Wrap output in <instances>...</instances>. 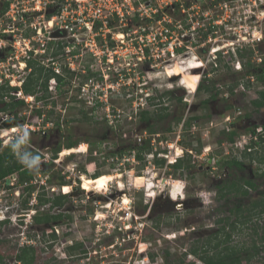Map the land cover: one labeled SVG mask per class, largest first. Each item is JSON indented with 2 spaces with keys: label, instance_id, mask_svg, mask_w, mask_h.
I'll return each instance as SVG.
<instances>
[{
  "label": "rangeland",
  "instance_id": "374dc122",
  "mask_svg": "<svg viewBox=\"0 0 264 264\" xmlns=\"http://www.w3.org/2000/svg\"><path fill=\"white\" fill-rule=\"evenodd\" d=\"M225 3L230 5L228 12ZM195 10L200 15L193 16L191 24L188 15L168 10L174 22L181 20L183 26L196 27L186 36L185 43L178 45L175 55L167 49L164 53L160 42L143 46L146 50L142 55L140 33H128H132L130 28L138 27V14L128 16V25L114 18L111 32L84 34L70 44L71 56L66 49L55 56L65 74L66 68L73 72L66 77V84L61 88L53 85V93L43 99L23 94L25 104L15 109L16 114L0 111V137L4 144L26 130L27 150L36 149L44 155L35 171L36 191L29 199V209L25 207L29 197L21 194L24 186L17 183L15 175L0 181V252L4 254L1 264H21L15 256L24 244L36 247L34 264H205L191 249L206 244L222 226L220 217L230 215L229 221L235 219L230 208L239 200L234 195L230 200H220L217 184L225 178L252 177L259 185L252 190V198H259L258 192L264 190L263 179L255 174L262 167L260 164L244 159L248 166L245 170L227 171L220 161L243 158L246 143L253 135L250 125L264 124V107L258 108L253 102L264 84L252 76L247 87L249 77L244 76L248 69L244 62L257 64L264 56V0H198ZM215 20L219 22L214 23ZM53 33L52 30L48 35ZM123 33L125 38L120 35ZM240 35H247V40L237 42ZM54 38L48 55H38L47 66H53L51 42L69 46L68 38ZM92 38L97 45L86 46ZM219 58L232 69L222 66ZM237 80L239 84L231 93L228 84ZM201 82L216 84L219 89L213 90L217 91L215 100L209 92L197 90ZM42 94L44 90L39 87L38 96ZM151 95L157 96L158 105L148 104ZM180 96L183 101H179ZM155 108H161L160 113L165 116L155 121L156 133H151L140 112ZM38 110L43 114L39 116ZM248 113L250 117H246ZM194 115L198 118L192 119ZM58 118L61 131L53 130ZM169 125L171 130L167 129ZM233 128L239 131L236 141L221 142L225 138L222 130ZM140 135L155 139L156 151L158 148L168 153V158L157 156L165 159L163 164H156L147 151L144 161L133 160L135 148L121 152L125 144L140 145ZM68 136L83 141L71 149L63 147L53 159L54 145ZM190 153V169L177 170L169 163L181 156L187 158ZM90 158L95 161L90 162ZM96 171L101 175L95 177ZM61 176L65 177V185L60 183ZM39 192H45L47 198L69 194L64 206L54 209L55 213L71 216L55 223L57 238L49 234L44 238L43 230L51 227L33 222ZM249 200L250 197L245 198V202ZM171 201L179 202L180 209H175ZM187 201H192L191 206H183ZM48 207L49 204L42 205L41 209ZM255 222L260 226L259 235L254 234ZM263 225L264 213L241 232L236 230L232 244L251 245L253 239L261 244ZM76 244L80 246L69 249ZM243 264H264V249Z\"/></svg>",
  "mask_w": 264,
  "mask_h": 264
},
{
  "label": "trees",
  "instance_id": "16d2710c",
  "mask_svg": "<svg viewBox=\"0 0 264 264\" xmlns=\"http://www.w3.org/2000/svg\"><path fill=\"white\" fill-rule=\"evenodd\" d=\"M160 14L157 15L159 17ZM138 23H141V20L138 19ZM208 33L205 34V37ZM52 44L57 45L56 51L53 54L54 56H59L62 53V49L64 48V45L61 44V42H51ZM238 51H241L240 48H238ZM237 51V52H238ZM253 50H250L252 52ZM220 54V53H219ZM243 55V54H241ZM220 64L224 66L226 69H232L229 65L226 63L223 65L222 62L224 61L222 58H219ZM218 64V62H217ZM219 65V64H218ZM244 66L248 69L245 71L244 76L249 77L247 80V87H250L251 85V77L255 76L258 80L262 81L264 84V56L262 57V61L257 63L256 62H244ZM28 67L32 70L29 72L27 77L24 80L23 86H12L7 82L6 84L0 85V111H11V113H18L14 112L15 110L21 105L25 104V98L21 97L18 98L17 94H14V90L22 89L25 95L29 96H35L38 99L47 98L50 96V93L52 92V86L54 84L57 85V87H60L63 84L67 83L66 77H68L69 74H73L69 68H66L67 74H57L54 72L52 68H46L45 65L41 62L39 59L32 58L28 60ZM218 68V67H217ZM51 83H53L51 85ZM239 84L238 80L232 84H228V90L231 93H234V90L236 86ZM39 87H42L44 90V94L41 96H38ZM203 89L204 91H207L210 93L211 99L215 100L217 98V91L213 93V90L219 89L216 88L215 83H211L209 85H204L202 82L198 85V89ZM172 91H166L165 93H171ZM53 93V92H52ZM259 98L255 99L253 102L256 103L258 108L264 107V88L262 90L258 91ZM10 96V100H7V98ZM148 104L150 105H158L157 96L151 95L148 98ZM179 101H183L182 96H180ZM161 109V108H160ZM159 108H155L154 110L150 111L149 109H144L140 112L141 120H143L146 123L147 129H150L151 133H156L155 129V121H160L164 119V114L160 113ZM166 110H168V106H165ZM38 115H42V111L38 110ZM53 113V112H52ZM160 113V114H159ZM251 114L248 113L246 117H250ZM86 117L90 118L88 113L86 112ZM198 118L197 115L192 116V119ZM56 127L53 128L61 131V122L60 118L56 120L55 122ZM188 124V123H187ZM189 125V124H188ZM259 128H262L261 131H258ZM168 130H171V125L167 127ZM166 129V130H167ZM249 129L253 133L252 138L250 140V143L247 144L245 149L243 150V158L238 157H232L229 159H223L220 161V165H223L226 170H230L232 168H237L239 170H245L248 166L246 164V161L244 159H249V161L254 162L256 161L258 164H260L262 167L257 169V172L255 173L257 177H260L263 179L264 182V124L262 126L253 124L250 125ZM46 133V132H45ZM239 131L236 128L230 129V130H222V134L225 136L221 138V142L225 140H228L230 142H235L236 137L238 135ZM64 136V135H63ZM65 137V136H64ZM82 139H74L72 136H68L67 139H65L62 142H58L57 145H54L53 147V159L57 158L58 153L62 151L63 147L66 148H74L76 147ZM85 141V140H84ZM88 143L93 145L92 141L86 140ZM9 143L4 144L3 139L0 137V181L8 180L12 175L17 174V183L24 186L22 195H28L29 198L26 199L25 207L27 209L30 208L29 206V199L33 196V193L36 191V186L33 183V179L35 177V171H30L25 166H23L17 159L16 155L11 151V149L8 146ZM154 144L152 143L151 138H147L144 140L142 144H132L129 145H123V148L121 149V152L130 150H134V148L137 150L136 152V158L138 161H144L146 157V151L150 153L154 149ZM191 145L188 144V146ZM133 147V148H132ZM91 150H93V147H91ZM199 149L198 151H200ZM37 157H40V161L44 158V155L39 152L38 150L30 149L28 150ZM154 162L156 164H163L165 162V159H161L157 157V152L155 153ZM189 157L185 158V156L180 157L177 159V161L172 164L177 170H186L190 169L192 164V154H187ZM186 155V156H187ZM90 162L95 161V159L90 158ZM93 159V160H92ZM39 165H34L35 167H40ZM92 165V163L90 164ZM250 166V165H249ZM48 169H45L47 171ZM101 172L96 171L94 173L95 177L100 176ZM143 178L140 176V179ZM85 179L91 180L89 177H86ZM49 181H51L49 179ZM223 182H219L217 184V193L218 198L222 200L223 198L226 200H230L231 198L239 197L235 200V206L233 208H230V211L235 214V219L233 221H229L231 216H225L220 217L218 219V222H223L222 226L218 228V230L213 233V235L207 240L206 244L202 245L201 247H193L191 249V253L196 254L201 260L205 262V264H243L245 262H248L253 259L255 255H258L262 249H264V225L262 226L263 232L260 234V243L259 244L255 239L252 240L251 245H245V243H241L239 246L232 244V238L236 230L242 231L243 227L248 224L249 222H252L255 219H259L261 215L264 213V190L259 191L258 193L259 198L253 199L252 198V190L258 188V183L255 181L254 178L249 177H241V178H225L222 179ZM60 183L65 185L66 180L65 177L61 176ZM150 196H153V194H149ZM234 195V196H233ZM69 194H58L53 197H46L45 192H39L36 195L37 203L35 204L38 209L36 213L33 215V222L37 225H43L45 227H51L49 230H43L42 235L45 238L47 234H49V237L51 238H57L56 230H55V223H58L59 221L64 220L65 218H70L69 214L59 212L55 213L54 209L63 207L64 204L67 202V199ZM250 197L251 200L249 202H245V198ZM49 204L48 209H41L42 205ZM4 222V221H2ZM53 225V226H51ZM254 229V234L259 235L260 226L258 222H255L252 224ZM48 231V233H47ZM254 237V236H253ZM79 244H76L74 246H71L69 249H73L76 247H79ZM16 260L17 262H20L21 264H34L37 259L36 254V247L33 244H24L20 250L16 253ZM4 261V254L0 252V264Z\"/></svg>",
  "mask_w": 264,
  "mask_h": 264
},
{
  "label": "built area",
  "instance_id": "2783aa9c",
  "mask_svg": "<svg viewBox=\"0 0 264 264\" xmlns=\"http://www.w3.org/2000/svg\"><path fill=\"white\" fill-rule=\"evenodd\" d=\"M197 2L198 0H0V85L9 82L12 86H23L26 75L31 71L30 68L27 69L28 60L42 59L38 56L41 54L48 55L49 43L52 39H56L48 35L52 30L66 33L59 39H69L66 50L71 56L73 39H82L83 34L99 33L100 30L111 32V21L114 18L127 24L128 16L132 13L138 14L137 17L145 21L137 23V28H130L132 33L128 32L129 34L140 33L142 43L139 42V49L142 55L146 50L143 46L148 47L159 42L164 46L162 49L164 53L167 49L175 55L178 45L184 44L189 32L196 29L195 25L191 29L190 22L193 21V16L200 15L199 10H195ZM224 5L228 12L230 5L227 3ZM236 8L237 5L231 10ZM168 10L188 15L191 18L188 20L190 24L183 26L181 20L174 22ZM158 14H160L159 17H157ZM149 22L153 25H147ZM218 22L214 21V23ZM120 35L125 38L124 33ZM239 38L241 39L236 40L241 43L247 40V35H240ZM261 38L262 34L258 39ZM90 41V43L86 41V46L97 45L95 38ZM56 47L57 45L50 49L52 64L55 62L53 65L56 73L63 74V65L56 62V57L52 55ZM48 57V60H51L50 56ZM70 65L71 62H69ZM71 67L75 69L73 65ZM54 88L55 86H52V89ZM13 93L25 98V95L22 96L24 94L22 89L15 90ZM1 113L5 112L1 111ZM1 118L3 119V116ZM261 130L262 128L258 129V131ZM138 139L142 141L143 136H138ZM154 141L155 139L152 140L153 144ZM158 155L168 158V153L165 154V152H160ZM148 156L153 157L154 153Z\"/></svg>",
  "mask_w": 264,
  "mask_h": 264
},
{
  "label": "clouds",
  "instance_id": "9594fccd",
  "mask_svg": "<svg viewBox=\"0 0 264 264\" xmlns=\"http://www.w3.org/2000/svg\"><path fill=\"white\" fill-rule=\"evenodd\" d=\"M261 40V39H260ZM53 41V40H51ZM58 43V42H57ZM65 48V47H64ZM64 48L62 49V52L64 50ZM56 51V50H55ZM55 51L53 52V54L55 53ZM52 54V55H53ZM62 54V53H61ZM46 56V55H45ZM44 56V57H45ZM55 57V56H54ZM57 57V56H56ZM27 69H29V67H27ZM31 69V68H30ZM71 69V68H69ZM32 70V69H31ZM55 72V70H54ZM29 74V73H28ZM58 74V73H57ZM63 74H65L63 72ZM149 97V96H148ZM28 139H29V133L26 131V130H21V132L19 134H17L16 136H14L12 138V140L9 141V148L11 149V151L16 155L18 161L23 165L25 166L27 169H29L30 171L32 170H38V167H35L34 165H39V162H40V157L38 158L37 155H35L34 153L30 152L27 150L26 148V145L28 143ZM144 139L143 138V142H144ZM143 142H141L140 144H142ZM155 144V143H154ZM246 146H247V143H246ZM245 146V147H246ZM245 149V148H244ZM130 151V150H129ZM131 152V151H130ZM157 152V156H159L158 154L160 152H165V151H158V148H157V151L156 149H153V151H151L150 153H154V156L152 157L154 159V157L156 156L155 153ZM148 153V154H150ZM166 153V152H165ZM150 157V156H149ZM183 157V156H181ZM126 158H130V157H126ZM134 158V161L137 160L136 158V153H135V156L133 157ZM148 158V157H147ZM166 158V157H165ZM180 158V157H179ZM130 160V159H129ZM150 161V160H149ZM177 161V160H176ZM176 161L174 162H169V163H172L174 164ZM15 175V176H14ZM12 176H14V178H16L17 180V174H14ZM119 229V230H122V228H116V230Z\"/></svg>",
  "mask_w": 264,
  "mask_h": 264
},
{
  "label": "flooded vegetation",
  "instance_id": "af4514ba",
  "mask_svg": "<svg viewBox=\"0 0 264 264\" xmlns=\"http://www.w3.org/2000/svg\"><path fill=\"white\" fill-rule=\"evenodd\" d=\"M63 34H66V33H63ZM65 48L64 49H66V47H67V45H65L64 46ZM43 56H45V54L43 55ZM55 63V62H54ZM53 63V64H54ZM43 65H45V67L46 68H52L53 70H54V65L53 66H47L46 64H43ZM170 204H172L173 205V207L175 208V209H180V208H178V204H179V202L178 203H175V202H173V201H171V203ZM191 204H192V201H187V202H184L183 203V206H185L186 205V207L188 206V205H190L191 206ZM182 206V205H181ZM151 207V206H150Z\"/></svg>",
  "mask_w": 264,
  "mask_h": 264
},
{
  "label": "water",
  "instance_id": "95a60500",
  "mask_svg": "<svg viewBox=\"0 0 264 264\" xmlns=\"http://www.w3.org/2000/svg\"><path fill=\"white\" fill-rule=\"evenodd\" d=\"M62 36H65V34L61 33L59 30L54 31V33L52 35H50L51 38L62 37Z\"/></svg>",
  "mask_w": 264,
  "mask_h": 264
},
{
  "label": "bare ground",
  "instance_id": "6f19581e",
  "mask_svg": "<svg viewBox=\"0 0 264 264\" xmlns=\"http://www.w3.org/2000/svg\"><path fill=\"white\" fill-rule=\"evenodd\" d=\"M84 35V34H83ZM77 42V41H76Z\"/></svg>",
  "mask_w": 264,
  "mask_h": 264
}]
</instances>
